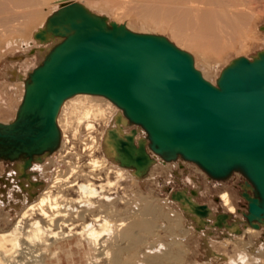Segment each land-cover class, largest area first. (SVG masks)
Returning <instances> with one entry per match:
<instances>
[{
    "label": "bare ground",
    "instance_id": "1",
    "mask_svg": "<svg viewBox=\"0 0 264 264\" xmlns=\"http://www.w3.org/2000/svg\"><path fill=\"white\" fill-rule=\"evenodd\" d=\"M121 1L125 6L129 4L126 7L147 23L152 22L159 27L170 29L177 42L174 44L165 37L151 34H136L127 26L111 23L108 18L93 13L91 6L84 5L82 0L51 2L49 0H0V33L4 32L1 33L2 35L7 31H22L24 26H30L31 23L42 18L43 10L47 8V5L54 3L55 9L42 23L43 26L33 33L31 42H37L43 46L57 41L48 49L45 60L39 68L34 73H28L22 100L16 113L17 121L11 124H0V160L18 163L21 188L28 191L31 197L39 191L40 186L45 184L42 181L46 178L47 161L49 160L50 165L57 164L51 155L57 152L58 165L62 166L65 163L68 169L57 171L52 183L46 186L39 197L29 203L22 213L20 212V217L10 229L0 228V264H46L44 254L50 251L52 246L54 247L57 240L68 237L78 236L87 240L92 245L97 261L99 256L109 255L112 250L105 249L108 247V237L111 234H114L118 241L128 240L133 246L141 244L144 236L139 233L154 234L155 218L161 212L158 206L152 204L153 201L147 200L144 209H139L140 213H134L125 219H114L116 215H110L114 208L111 211L108 205L115 204L114 201L117 198L111 197L114 194L112 190L120 186L121 182L130 178L136 184L151 177V170L158 164L157 159L164 165L181 160L196 164L214 181H229L234 174H241L250 182L246 184L245 189L253 186L254 195H247L248 206L250 201L255 200L264 208V188L262 184H258L254 170L248 165L231 160L205 163L184 147L173 144L172 138L162 133L161 127L157 128L159 122L152 121L143 114L131 112L119 101L106 94L89 91H75L69 94L59 105L55 118V134L44 139L30 140L32 132L45 126L43 122L36 123L35 118L45 111L44 105H42L43 109L41 107L39 96L46 92L48 77L56 67L61 65L72 49L93 35L111 33L114 38H119L133 34L169 44L188 56L199 76L217 89H222V82L227 72L237 68L245 59L238 58L224 70H219L211 64L206 55L207 50H212L218 55L232 49L237 43V37L250 29L253 15L243 10L242 2L239 5L237 0ZM93 3L95 4V1ZM22 42L25 41L22 39ZM29 42H27L28 45ZM189 42H193L201 61L207 66L212 65L215 75L219 76L218 85H214L203 71L197 69L195 56L184 49ZM245 60L250 64L259 65L264 60V51L254 59L246 58ZM104 105L108 107V111L103 108ZM63 116L64 119L61 118ZM72 118H75V121ZM100 119L106 120L107 128L98 136H94L98 130L96 122ZM22 120L24 123L18 128L17 122ZM83 126L87 129L86 139H83L81 135ZM127 127L131 128L126 130ZM71 128H73V143L77 139L83 142L84 150L90 156V162L86 165L88 170L82 168L78 161H66L69 151L65 155L61 154L63 152L61 150L67 148L68 143H72L68 139ZM18 135L27 138L28 142L22 144ZM96 153H99V156H96ZM72 154L76 156V160L81 157L80 153ZM112 174L115 177H111ZM71 192L76 193L77 197H69ZM196 195L197 190L191 196L184 191L175 195V199L183 210L193 217L198 226L197 231L225 228L239 238L245 234H255L256 237L258 233L262 234L264 214L260 216L248 214L250 226L246 227L245 231L241 230L237 224L228 222L229 216L237 213L229 192L223 191L219 195L221 204L227 210L218 216L214 215L209 205L203 206L197 203ZM26 199L28 200V196ZM107 203L110 204L107 205ZM5 217L1 218L5 220ZM174 222L178 223L179 220ZM232 241V239H225L224 247ZM119 250L114 252L113 263L126 264L121 262ZM248 252L240 249L237 255L229 258L230 264H264L263 257H258L264 253L263 251L261 254H252L253 256ZM259 258L260 263H258Z\"/></svg>",
    "mask_w": 264,
    "mask_h": 264
},
{
    "label": "rangeland",
    "instance_id": "2",
    "mask_svg": "<svg viewBox=\"0 0 264 264\" xmlns=\"http://www.w3.org/2000/svg\"><path fill=\"white\" fill-rule=\"evenodd\" d=\"M82 1L84 5L88 7L91 6L90 9L93 13L108 18L111 23L127 26L136 34H151L165 37L169 42L174 44L177 42V39L173 36L170 29L159 27L152 22L147 23L142 17H138L130 8H127L129 4L126 5V7L121 0ZM94 1L95 4L93 3ZM237 1L238 4L242 2L241 5L243 6V10H245L246 13L250 12L248 14H252L253 19L250 29L247 28L248 30H246L243 35L240 34L237 37V43L234 44L232 49L221 52L218 55L212 50H207L206 55L208 59L211 61V64L213 66L215 65L216 69L219 70H224L227 65L238 58L254 59L258 54L264 51V0ZM54 9V3L47 5V8L43 10L42 18L31 23L30 26H24L22 31H7L4 35H2L4 32H1L2 34L0 33V124H11L17 121L18 116L16 113L22 100L24 83L28 79V73H34L39 68L41 63L45 60L48 49L57 42L52 41L50 44L47 43L43 46L37 44V42H31L33 33L43 26L42 23L45 22ZM245 37L247 38L246 40ZM22 39L25 41L24 43L30 41L29 45L28 43L24 44ZM187 44L188 45H185L184 49L195 56L197 69L203 71L209 81L214 85H218L219 76L217 77V75H215V71H213L211 67L212 65L207 66L205 62L201 61L195 51L193 42ZM103 108L107 109V111L109 110L106 105H104ZM61 118L64 119L65 117L63 116ZM72 120L75 121V118H72ZM106 123L104 119H100L96 122L98 132L96 131L94 136H98L100 132H103L104 129L107 128ZM73 128L68 132V139L70 142L72 141V143H68L66 145L67 148L61 150L63 151L61 154L65 155L66 152L69 151L71 154H68L66 161H78L82 168L88 170L86 165L90 162V156L88 152H85L83 142L77 139L75 140L76 142L73 143ZM130 128L131 127H127L126 130ZM81 135L83 139L87 138V129L84 126L81 128ZM142 136L144 138L146 137L145 135ZM56 153L57 152L54 153L55 155H51V158L54 159L57 164L55 165L52 163L53 165H50V162H48L49 160L47 161V166H45L46 178L42 181L45 182V184L40 186L39 191L32 197L29 195L28 191L21 188V173L18 169V163L3 159L0 160V215H3L1 216L2 218L6 216L5 220L0 217V222H2V224L0 223V228L2 230H8L15 224L20 217L19 214L22 213L24 208L29 203L35 201L46 186L52 183L59 169L68 170L66 168L67 164L63 163L62 166L58 165L59 157L58 153ZM72 153H80L81 157L79 160H76V156H73ZM96 156H99V153H96ZM157 162L158 164L156 163L157 165L151 170V177L141 180L136 184L130 178L125 182H121L120 186L118 185L116 189L112 190L114 194H112L111 197L117 198L114 201L115 204L107 203V205L110 204L108 205L109 210L111 209L112 211L114 208V211L110 214L116 215L114 219H125L128 216H132L134 213H140L139 209H144L147 200L153 201L152 204L158 206L161 211L157 214L158 217L156 216L155 218L156 224L154 226L155 228H153L154 234L139 233L144 236V240H142L141 244L139 243L138 246H133L128 240L118 241L116 236L111 234V236L108 237V247L105 249L106 251L109 249L113 251L111 250L109 255L104 254L101 257L99 256L98 261L92 249V245H90L87 240L85 241L84 238L76 236L75 238L68 237L60 239L57 240L50 251L44 254L45 263L114 264V252L121 249L119 250V252L121 251V262L123 261L122 263L125 262L126 264L128 262V264L131 262V264H230L229 258H233L237 255L240 249H245L247 252L249 251L248 253L251 256H253L252 254L257 255L261 254L262 251L264 252V246H262V243H264V230L262 234L258 233L257 237L255 234H245L240 238L225 228H209L199 232V230H196L198 226L193 217L186 213L175 199V195H178L179 192L185 191L191 196L194 194V191L197 190V195L195 196L197 203L203 206L209 205L213 209L214 215L218 216L223 212L225 213L227 210L219 200V195L223 191H227L230 193L232 202L237 208V213L230 215L228 222L230 224H237L241 230L245 231L246 227L250 226L247 218L249 214V200L247 195H254L252 185L245 189L246 184H250L246 177L241 174H234L229 181H214L196 164L181 160L177 161L178 163L172 162L167 165L165 164V166L161 164L158 159ZM111 177L115 176L112 174ZM19 188L21 190H19ZM26 196H28V200ZM69 197L75 198L77 194L71 192ZM14 205L18 207L16 206V208ZM178 220V223L174 222ZM225 239H232L233 241L224 247L223 242ZM116 247L119 249L117 250ZM129 247L131 248L129 249ZM260 248L261 252L259 253ZM165 254L169 256L167 257ZM258 257H263L262 260L264 261V253ZM258 261L255 262L260 263L261 259Z\"/></svg>",
    "mask_w": 264,
    "mask_h": 264
},
{
    "label": "water",
    "instance_id": "3",
    "mask_svg": "<svg viewBox=\"0 0 264 264\" xmlns=\"http://www.w3.org/2000/svg\"><path fill=\"white\" fill-rule=\"evenodd\" d=\"M48 79L46 92L39 96L45 111L35 118L45 126L32 132L30 140L55 134L59 105L69 94L102 93L159 122L157 128L173 144L205 163L243 162L264 188V60L254 65L243 59L217 89L199 76L188 56L169 44L133 34L114 38L100 33L72 49ZM17 123L20 128L24 122ZM18 137L22 144L28 142ZM248 208L252 216L264 214L255 200Z\"/></svg>",
    "mask_w": 264,
    "mask_h": 264
}]
</instances>
